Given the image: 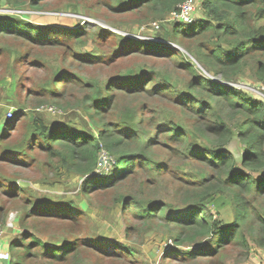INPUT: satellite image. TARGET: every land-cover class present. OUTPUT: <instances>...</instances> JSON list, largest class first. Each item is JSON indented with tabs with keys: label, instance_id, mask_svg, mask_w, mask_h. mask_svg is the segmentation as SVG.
Masks as SVG:
<instances>
[{
	"label": "trees",
	"instance_id": "16d2710c",
	"mask_svg": "<svg viewBox=\"0 0 264 264\" xmlns=\"http://www.w3.org/2000/svg\"><path fill=\"white\" fill-rule=\"evenodd\" d=\"M6 1L13 7L25 3V0ZM184 1L126 0L119 7L112 5V9L117 13L132 11L147 19H157L177 11ZM194 4L196 8L197 0ZM199 4L204 17L196 18L194 9L196 19L193 22H178L162 39L174 42L195 40L193 44L197 45V50L193 57L226 83L202 75L192 60L186 58L191 54L189 50L180 53L166 41L153 42V37L144 42L125 40L122 42L125 44L120 45L123 56L168 59L174 64L172 70L175 75L168 70L160 72L140 66L126 70L125 76L114 74L109 78L112 83L102 89V82L96 79L86 82L76 74H69L61 80L62 87L66 83L90 91L77 105L94 122L97 131L81 132L68 124H60L61 128L52 127L39 116H31L25 133L28 140L38 133L42 142L34 146L54 157L61 167L80 175L85 193L96 188L113 189L121 181L131 178L139 167L157 176L163 168L152 157L157 147L171 150L172 159L184 166L189 164L196 168L194 163H197L199 169L196 171L182 170L188 173V178H181L186 199L183 210L172 212V204L140 199L132 193L118 197L126 200L125 205H132L127 209L141 219L148 221L157 217L163 219L164 225L175 223L179 228L174 235L176 243L193 246L201 242L197 249L187 252L188 260L194 263L198 262L197 255L217 257L225 247L237 245L243 246V254L246 255L249 251L248 234L252 235L256 245L264 246V103L227 84L249 65L257 80L264 83V0H199ZM260 20L263 23L255 24ZM17 27L16 20L0 18V32L31 39L37 45L53 41L43 26L24 24ZM71 34L78 33L73 31ZM87 36L91 37V34ZM79 60L83 64L97 65L100 58L85 56ZM62 72L59 70L55 79H59ZM179 73L187 79L184 84L177 78ZM129 78L135 80L127 83ZM115 85H120L123 91L119 93L113 89ZM43 88L52 95L65 92L51 89L50 85H42L40 89ZM145 93L169 104L172 110L152 102L151 108L145 106L137 112L130 101H124V96H144ZM105 114L109 116L107 120H104ZM7 125L10 130L17 128L13 124ZM233 140L241 146L238 160L228 148ZM27 145L29 148L30 142ZM102 152L111 160L106 173L99 171ZM180 168L185 169L182 165ZM216 194L230 199L234 210L231 221L223 223L212 218L207 201ZM39 200L34 201L35 208ZM156 204L160 208L151 212ZM47 208L41 210L46 211ZM26 237L29 239L21 238L7 247L10 252L15 246L22 247L26 243L19 259L10 264L22 263L29 255L28 244L32 240L37 242L44 255L60 262L79 261L81 250L103 252L97 245L98 241L85 238H76L71 243L58 246L50 245L51 248L31 234ZM122 247L134 255V248Z\"/></svg>",
	"mask_w": 264,
	"mask_h": 264
},
{
	"label": "rangeland",
	"instance_id": "374dc122",
	"mask_svg": "<svg viewBox=\"0 0 264 264\" xmlns=\"http://www.w3.org/2000/svg\"><path fill=\"white\" fill-rule=\"evenodd\" d=\"M124 3L126 0H25L22 6L13 7L6 0H0V18L16 20L17 29L24 24L43 26L49 31V38L55 40L54 44L51 41L47 45H37L31 39L0 32V103L6 101L11 105L0 114V239L9 246L21 238L28 240L26 235L31 234L48 246H58L71 243L76 238H85L98 241L97 245L103 251L81 250L79 261L60 262L44 255L37 242L32 240L28 244L29 255L21 264H264V246L256 245L250 234L247 235L249 251L246 255L243 254V246L237 245L225 247L220 256L197 255V263L189 261L187 252L197 249L201 242L193 246L176 243L174 235L179 228L175 223L164 225L163 219L157 217L148 221L141 219L127 209L132 205H125L126 200L118 198L119 195L132 193L140 199L172 204V212L183 210L186 199L181 178H188V173L182 170L196 171L199 169L197 163H194L196 168L189 164L184 166L172 159L171 150L157 147L152 157L163 166L157 176L139 167L131 178L121 181L113 189L96 188L85 193L80 175L61 167L54 157L34 146L42 142L38 133L30 140L25 138L31 116H39L52 127L61 128L60 124H68L81 132L97 131L94 122L77 105L90 91L66 83V87L65 84L62 87L64 76L76 74L86 82L96 79L102 82L101 88L104 89L112 83L109 78L114 74L121 75L140 66L160 72L168 70L175 75L172 70L174 64L168 59L123 56L120 45L125 44L122 43L125 40L144 42L153 37L156 38L153 42L166 41L180 53L189 50L192 55L188 54L186 58L192 60L202 75L222 78L207 71L193 57V52L197 50V45L193 44L195 40L174 42L162 39L177 26V19L171 18L170 14L161 18L157 16L160 19H147L132 11L117 13L112 9V5L119 7ZM194 16L204 17L199 0ZM257 23L261 24L263 20ZM73 31L78 34L72 35ZM89 33L91 37L87 36ZM85 56H96L100 61L97 65L83 64L79 58ZM105 59L115 62L107 63ZM59 70L64 72L59 79H55ZM177 78L181 84L187 81L181 73ZM134 80L129 78L126 82ZM228 83L264 103V98L258 94L264 83L254 76L251 65ZM42 85L65 92L52 95L45 88L41 90ZM113 89L119 93L123 91L120 85H115ZM124 101H130L137 112L145 106L151 108L152 102L172 110L169 104L147 93L144 96H124ZM8 111L14 114L5 118ZM106 116L104 120L109 117ZM5 121L16 125L15 131L10 130ZM28 142L31 144L29 148ZM228 148L238 160L241 154L238 141L233 140ZM104 155L100 156L99 171L106 173L111 160L108 156V160L103 159ZM37 199L40 200L35 203V208L34 201ZM45 207H48L46 211L41 210ZM207 207L213 219L223 223L232 220L234 210L230 199L213 195L207 201ZM159 208L156 204L151 212H157ZM25 245H17L10 250V262L19 259ZM123 245L134 248V255L125 251Z\"/></svg>",
	"mask_w": 264,
	"mask_h": 264
},
{
	"label": "built area",
	"instance_id": "2783aa9c",
	"mask_svg": "<svg viewBox=\"0 0 264 264\" xmlns=\"http://www.w3.org/2000/svg\"><path fill=\"white\" fill-rule=\"evenodd\" d=\"M194 9H195L194 0H186L179 5L177 11L170 13V16L171 18L177 19L178 22L191 23L196 19L193 16ZM155 27L158 28V25L156 24ZM258 94H260V96L264 98V84L260 86V90L258 91ZM11 116H13V112L8 111L5 115V118H9ZM102 154L104 155L105 153L102 152ZM105 155L102 156L103 159L108 160V157ZM10 260H11V254L7 249V247L3 244L2 240L0 239V264H8Z\"/></svg>",
	"mask_w": 264,
	"mask_h": 264
},
{
	"label": "crops",
	"instance_id": "0c3cea01",
	"mask_svg": "<svg viewBox=\"0 0 264 264\" xmlns=\"http://www.w3.org/2000/svg\"><path fill=\"white\" fill-rule=\"evenodd\" d=\"M0 92H2V91H0ZM5 94H7V93H5ZM8 108H11V105L9 103H7L6 101L4 103H0V114H2Z\"/></svg>",
	"mask_w": 264,
	"mask_h": 264
},
{
	"label": "clouds",
	"instance_id": "9594fccd",
	"mask_svg": "<svg viewBox=\"0 0 264 264\" xmlns=\"http://www.w3.org/2000/svg\"><path fill=\"white\" fill-rule=\"evenodd\" d=\"M150 38V37H149ZM153 40H156V38H153ZM208 73V72H207ZM207 76H209V75H207ZM210 77V76H209ZM212 79H214V80H216L217 82H222V83H225L224 81H221L220 80V78H218V79H216V78H213V77H211ZM228 84H231V83H228ZM232 85V84H231ZM234 87H236V88H238V89H240L239 87H237V86H235V85H233ZM6 120V119H5ZM3 242V241H2ZM4 244V243H3ZM6 247H8L6 244H4ZM8 249V248H7Z\"/></svg>",
	"mask_w": 264,
	"mask_h": 264
}]
</instances>
